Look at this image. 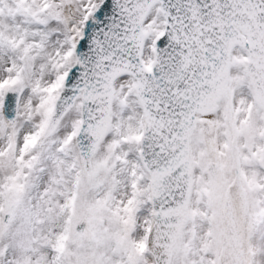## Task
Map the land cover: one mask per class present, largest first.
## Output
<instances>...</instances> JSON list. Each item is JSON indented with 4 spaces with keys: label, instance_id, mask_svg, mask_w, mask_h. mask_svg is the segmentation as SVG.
I'll return each mask as SVG.
<instances>
[{
    "label": "snow or ice",
    "instance_id": "obj_1",
    "mask_svg": "<svg viewBox=\"0 0 264 264\" xmlns=\"http://www.w3.org/2000/svg\"><path fill=\"white\" fill-rule=\"evenodd\" d=\"M0 264H264V0H0Z\"/></svg>",
    "mask_w": 264,
    "mask_h": 264
}]
</instances>
